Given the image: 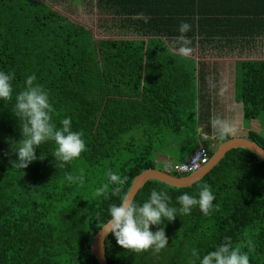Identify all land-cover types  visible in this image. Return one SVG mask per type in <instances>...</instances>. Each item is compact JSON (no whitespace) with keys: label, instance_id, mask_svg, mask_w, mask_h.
Wrapping results in <instances>:
<instances>
[{"label":"trees","instance_id":"16d2710c","mask_svg":"<svg viewBox=\"0 0 264 264\" xmlns=\"http://www.w3.org/2000/svg\"><path fill=\"white\" fill-rule=\"evenodd\" d=\"M96 6L118 25L117 38H96L40 0H0V70L15 74L13 99L0 101V264H98L94 238L110 219L109 206L119 203L107 173L125 178L127 195L137 175L158 169L156 155L174 140L190 150L198 144L196 107L206 98L209 71L192 53L205 59L232 52L229 45L264 34V0H96ZM184 21L191 25L187 58L168 52ZM29 75L49 93L57 126L71 117L72 130L83 133L87 150L64 168L55 165L53 142L37 147L43 159L12 166L23 121L11 110ZM235 98L245 120L264 122V60L236 64ZM248 138L264 148V132L251 130ZM68 175L82 179L69 182ZM201 184L214 193L209 215L194 207L152 226L165 227L169 240L160 253L131 252L110 234L108 263L193 264V249L202 256L229 236L250 264H264V159L249 150H231L190 187L150 180L134 201L142 204L163 188L179 207L176 197L198 193Z\"/></svg>","mask_w":264,"mask_h":264},{"label":"clouds","instance_id":"9594fccd","mask_svg":"<svg viewBox=\"0 0 264 264\" xmlns=\"http://www.w3.org/2000/svg\"><path fill=\"white\" fill-rule=\"evenodd\" d=\"M145 23L150 17L142 16ZM191 25L184 21L178 28L179 35L168 46L170 55H183L187 58L191 52V40L186 37ZM15 74L0 70V101L7 102L13 99L12 81ZM35 75H29L26 80V88L14 96L12 113L23 121L20 128L22 139L15 142L11 152L16 155L12 166L25 169L37 160L43 159L41 154L37 156L36 149L42 144L53 142L56 147L52 152L56 167L64 168L80 158L87 150L83 133L72 130L71 117H64L59 125L53 121L55 108L50 101L49 93L39 84H34ZM210 126L216 137L224 141L237 131L235 121H229L219 115L210 118ZM108 182L112 185V196L119 197V203H113L108 208L110 219L107 221L109 232L114 235L118 245L131 252L140 253L152 251L160 253L169 245L165 227H158L155 231L152 226L166 225L174 221L177 216L191 214L194 207H198L203 215L207 216L214 210V193L207 184L199 185L196 194L184 192L176 201L179 207L172 205V198L165 189H153L148 198L142 203H136L126 194L121 195L125 178L115 172H108ZM80 177L67 176L69 182ZM103 189H99V195ZM195 257L193 264H250L249 255L242 251L241 247L234 245L232 238L225 236L223 242L202 256L196 249L192 250Z\"/></svg>","mask_w":264,"mask_h":264},{"label":"rangeland","instance_id":"374dc122","mask_svg":"<svg viewBox=\"0 0 264 264\" xmlns=\"http://www.w3.org/2000/svg\"><path fill=\"white\" fill-rule=\"evenodd\" d=\"M45 2L54 10H57L67 16L69 20L83 24L93 30L96 38H117L120 35L119 27L113 22L112 17L105 13L102 15L96 6V0H40ZM125 36V35H124ZM130 36V35H129ZM132 35L131 37H133ZM119 38V37H118ZM123 38V37H120ZM216 53L215 55L205 56V59L212 57L218 60L210 61L206 64L207 70L211 73L209 87L215 91L209 100H214L217 112L215 115L223 117L231 113L230 121L237 124V135H246L249 131L255 130L264 132V122L262 119L245 120L242 113L237 111V103L234 97V79L236 72V62L239 60H264V34L256 43L253 49H247L243 52L236 50L233 54ZM194 59L201 58V55L192 53ZM242 110V109H241ZM245 127V128H244ZM248 128L249 130H245ZM216 150V149H215ZM158 169L164 170V165L158 164Z\"/></svg>","mask_w":264,"mask_h":264},{"label":"water","instance_id":"95a60500","mask_svg":"<svg viewBox=\"0 0 264 264\" xmlns=\"http://www.w3.org/2000/svg\"><path fill=\"white\" fill-rule=\"evenodd\" d=\"M237 148L249 150L257 157L264 159V148L258 143L247 138H233L221 144L219 149L213 153L207 165L189 175L175 176L160 169L143 171L135 177L127 196L135 200L137 194L150 180H158L174 187H190L209 174L225 158L228 152ZM108 232L109 226L106 223L96 234L91 247L92 254L97 259L98 264H109L106 255V240L111 233Z\"/></svg>","mask_w":264,"mask_h":264},{"label":"crops","instance_id":"0c3cea01","mask_svg":"<svg viewBox=\"0 0 264 264\" xmlns=\"http://www.w3.org/2000/svg\"><path fill=\"white\" fill-rule=\"evenodd\" d=\"M239 29L238 27L236 28V26L234 25L232 27V30H236ZM261 37V36H260ZM260 37H256L255 39H249V42H245V41H241V42H236L235 44H231L229 45V50H233L232 52H228L229 54H233L236 50H239L240 52H243L244 50L247 49H253L254 46L256 45V43L260 40ZM208 45V44H206ZM225 56H221V57H212L209 59H201L200 57H198L199 59H196L197 62L198 61H204L207 64H209L208 62L210 61H215L218 60L216 58H222ZM246 60H239L238 62L241 61H247ZM236 62V64L238 63ZM210 77H211V73L209 72L206 75V79H205V88L201 89V94L206 96L205 100H203L202 103H197V107H196V116H197V123H198V144L196 147H194V149L190 150L187 148L182 147V144L179 140H174L172 142V144L170 146H168L166 148V152H159L156 155V161L158 164L161 165H166L167 163L170 162H175V161H185L187 160L190 155L201 145L205 146L207 145L210 152L215 153L219 147L221 146L222 143L233 139V138H248L249 132L244 136V135H237L238 133V129L237 131L232 135L229 136L230 138H228L227 140L224 141H220L217 139L215 133L213 132V130L211 129L210 126V118H212L215 115V112H217L216 107H215V102L214 100H209L207 99L208 97H212V94H215L214 90H211L209 87L210 84ZM198 80H200L201 83V79L199 78ZM234 97L236 96V72H235V79H234ZM235 101L237 103V111L242 113L241 116H243V106L241 103H238L236 98ZM242 109V110H241ZM203 115H205L204 119L202 118ZM231 113L225 114L222 118L228 119L230 121V117ZM202 119V120H201ZM245 128V127H244ZM245 130H249L248 128H246ZM251 140V139H250ZM216 149V150H215Z\"/></svg>","mask_w":264,"mask_h":264},{"label":"built area","instance_id":"2783aa9c","mask_svg":"<svg viewBox=\"0 0 264 264\" xmlns=\"http://www.w3.org/2000/svg\"><path fill=\"white\" fill-rule=\"evenodd\" d=\"M211 160L209 150L201 145L185 161L167 163L164 171L175 176L189 175L197 172L207 165Z\"/></svg>","mask_w":264,"mask_h":264}]
</instances>
